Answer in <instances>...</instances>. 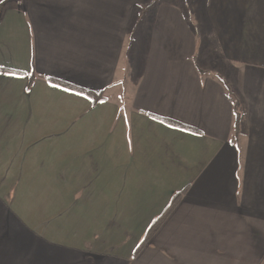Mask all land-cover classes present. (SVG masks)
<instances>
[{
  "label": "crops",
  "instance_id": "0c3cea01",
  "mask_svg": "<svg viewBox=\"0 0 264 264\" xmlns=\"http://www.w3.org/2000/svg\"><path fill=\"white\" fill-rule=\"evenodd\" d=\"M185 2L0 3V264H264V0Z\"/></svg>",
  "mask_w": 264,
  "mask_h": 264
},
{
  "label": "rangeland",
  "instance_id": "374dc122",
  "mask_svg": "<svg viewBox=\"0 0 264 264\" xmlns=\"http://www.w3.org/2000/svg\"><path fill=\"white\" fill-rule=\"evenodd\" d=\"M177 3H180L181 4V8L183 9V11H184V13L186 14V16L187 17H191L192 16V14H191V12H190V9H189V7L187 6V3L185 2V0H175ZM189 19V18H188ZM190 19H192V17L190 18ZM142 22L140 21V22H136V25L134 26V28H135V31L133 32V30L131 31V34H130V38L133 36V33H135L136 32V29H138L139 28V26H140V24H141ZM137 25H138V27H137ZM143 25V23L141 24V26ZM193 25V24H192ZM193 27L195 28V26L193 25Z\"/></svg>",
  "mask_w": 264,
  "mask_h": 264
},
{
  "label": "snow or ice",
  "instance_id": "6c2138e0",
  "mask_svg": "<svg viewBox=\"0 0 264 264\" xmlns=\"http://www.w3.org/2000/svg\"><path fill=\"white\" fill-rule=\"evenodd\" d=\"M3 2V0H0V3H2ZM52 87H60L59 85H52ZM63 91H68V89H62ZM75 95H81V96H83V98L84 99H88L89 97H87V96H84V94L83 93H75Z\"/></svg>",
  "mask_w": 264,
  "mask_h": 264
},
{
  "label": "trees",
  "instance_id": "16d2710c",
  "mask_svg": "<svg viewBox=\"0 0 264 264\" xmlns=\"http://www.w3.org/2000/svg\"><path fill=\"white\" fill-rule=\"evenodd\" d=\"M155 230L152 231V233L154 232Z\"/></svg>",
  "mask_w": 264,
  "mask_h": 264
}]
</instances>
